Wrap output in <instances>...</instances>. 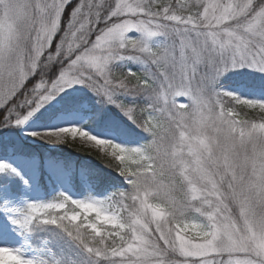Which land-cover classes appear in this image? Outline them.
Wrapping results in <instances>:
<instances>
[{
	"label": "snow or ice",
	"instance_id": "obj_1",
	"mask_svg": "<svg viewBox=\"0 0 264 264\" xmlns=\"http://www.w3.org/2000/svg\"><path fill=\"white\" fill-rule=\"evenodd\" d=\"M0 264H264V0H0Z\"/></svg>",
	"mask_w": 264,
	"mask_h": 264
},
{
	"label": "rangeland",
	"instance_id": "obj_2",
	"mask_svg": "<svg viewBox=\"0 0 264 264\" xmlns=\"http://www.w3.org/2000/svg\"><path fill=\"white\" fill-rule=\"evenodd\" d=\"M131 67H135L138 71H139V68L137 65L133 64V65H130ZM177 101L178 102H184L185 101V98L184 97H177ZM70 146H73V151L75 152V150H81V151H84L86 155H96L98 156V159L100 161H103L105 163H111V161H107V160H104L103 156L101 153H99L96 149H94L92 147V145L90 143H85V142H82L79 140V138H77L75 141H72L69 145H57L56 147L59 148V154L60 155H64V156H67L68 158L72 159V160H79V161H84L82 160V157L83 155L79 154V153H70V152H67L65 153L64 152V148L65 147H70ZM41 151H46L47 148L44 147V148H41L40 149ZM76 154V155H75ZM91 164V163H90ZM96 167H103V165H95Z\"/></svg>",
	"mask_w": 264,
	"mask_h": 264
},
{
	"label": "trees",
	"instance_id": "obj_3",
	"mask_svg": "<svg viewBox=\"0 0 264 264\" xmlns=\"http://www.w3.org/2000/svg\"><path fill=\"white\" fill-rule=\"evenodd\" d=\"M132 68H133L134 71H138L135 67H132ZM64 149H65L64 150L65 153H67V152L75 153L76 152V153H79V154L83 155L82 159L85 160V162L91 163L93 165H97V164L104 165V164H107V163H105L103 161H100L98 159V156H96L94 154L93 155H91V154L90 155H86L85 152L81 151L80 149L79 150H75V152H74L73 151V146L65 147Z\"/></svg>",
	"mask_w": 264,
	"mask_h": 264
}]
</instances>
